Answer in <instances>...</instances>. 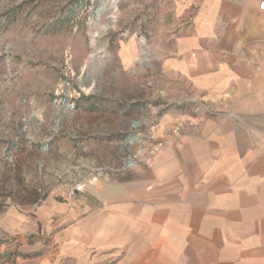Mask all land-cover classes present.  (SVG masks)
<instances>
[{"label": "rangeland", "instance_id": "374dc122", "mask_svg": "<svg viewBox=\"0 0 264 264\" xmlns=\"http://www.w3.org/2000/svg\"><path fill=\"white\" fill-rule=\"evenodd\" d=\"M168 1L0 0V217L18 212L30 228L25 242L19 233L0 237V264L21 253L36 257L31 264H94L95 255L101 264L88 241L80 258L71 248L60 256L57 243L73 224L64 200L150 166L196 126L179 119L158 136L170 111L208 109L178 97L159 71L170 48V27L159 22ZM127 45L138 57L128 66ZM75 185L84 191L70 198ZM48 197L60 201L49 214ZM86 198L83 205L107 207Z\"/></svg>", "mask_w": 264, "mask_h": 264}, {"label": "crops", "instance_id": "0c3cea01", "mask_svg": "<svg viewBox=\"0 0 264 264\" xmlns=\"http://www.w3.org/2000/svg\"><path fill=\"white\" fill-rule=\"evenodd\" d=\"M261 1H168L159 22L170 27V48L159 56V71L178 97L191 95L208 109L197 115L170 111L158 136L179 119L196 126L150 166L99 183L77 200H64L70 211L65 222L73 224L66 232L72 236L57 243L60 256L71 248L80 258L88 241L89 250L104 254L101 264H264ZM125 48L128 66L137 53L133 45ZM86 197L102 201L106 209L83 205ZM59 203L48 197L43 209L49 214ZM29 230L18 212L0 217V237L19 233L25 242ZM35 259L21 253L4 264ZM89 259L97 264L96 255Z\"/></svg>", "mask_w": 264, "mask_h": 264}, {"label": "built area", "instance_id": "2783aa9c", "mask_svg": "<svg viewBox=\"0 0 264 264\" xmlns=\"http://www.w3.org/2000/svg\"><path fill=\"white\" fill-rule=\"evenodd\" d=\"M259 8L264 11V0L260 2ZM84 191V185H75L71 188V190L68 193V196L70 198H74L78 193H81Z\"/></svg>", "mask_w": 264, "mask_h": 264}, {"label": "bare ground", "instance_id": "6f19581e", "mask_svg": "<svg viewBox=\"0 0 264 264\" xmlns=\"http://www.w3.org/2000/svg\"><path fill=\"white\" fill-rule=\"evenodd\" d=\"M116 9V6H114V10ZM111 22L114 23L115 22V18L113 17V15L111 16ZM110 28V25H107L104 27L105 30L109 29Z\"/></svg>", "mask_w": 264, "mask_h": 264}]
</instances>
